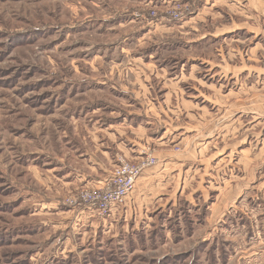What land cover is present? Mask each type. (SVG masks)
<instances>
[{"label":"rangeland","instance_id":"rangeland-1","mask_svg":"<svg viewBox=\"0 0 264 264\" xmlns=\"http://www.w3.org/2000/svg\"><path fill=\"white\" fill-rule=\"evenodd\" d=\"M181 3L191 12L173 21L168 13ZM196 5V0H176L166 8L144 7L145 18L137 21L133 14L122 16L133 9L122 0H0V264H264L260 130L259 145L250 142L242 154L235 145L233 152H225L230 145H213V184L210 172L199 166L207 160L191 159L200 185L185 186L180 207H165L162 201L137 220L129 214L104 225L96 213L82 210L98 223L85 227L74 222L67 200L84 188L66 189L57 183V170L52 171L68 153L65 134L72 137V127L80 130L89 117L76 119L74 113L97 103H103L101 113L116 109L121 115L156 119L151 132L170 123L182 131L198 129L202 141L210 140L228 105L223 54L230 41L214 38L177 50L168 43L178 34L157 25L177 27ZM217 20L216 26L223 23ZM157 46L152 58L142 57ZM186 57L199 59L200 65L187 63L181 71L178 63ZM193 95L199 97L195 117L182 105ZM115 117L121 119L118 113ZM118 129L156 158L165 149L174 159L180 153L196 158L192 144L164 147L160 135L148 137L149 130ZM102 158L112 174L120 159H138L126 150ZM239 163L247 172L240 171ZM235 176L245 177L243 183L233 182Z\"/></svg>","mask_w":264,"mask_h":264},{"label":"crops","instance_id":"crops-1","mask_svg":"<svg viewBox=\"0 0 264 264\" xmlns=\"http://www.w3.org/2000/svg\"><path fill=\"white\" fill-rule=\"evenodd\" d=\"M174 1L176 0H122L125 4L133 7L129 12H124L122 16L126 17L130 13L135 15L134 18L137 21H141L145 18L143 17L144 13L141 12L144 7L147 10L166 8ZM196 2L197 7L194 14L178 23L177 27L170 28L168 24L162 25L161 23L157 25L161 26L160 30L163 32L178 34V40L167 41V43L171 42L168 43L169 46L175 47L177 50L195 48L200 45L201 41L213 40L214 38L230 41L231 47L228 49L229 45L226 43L227 49L223 54L225 81L228 82L225 83L224 97L228 105L225 108L224 120L219 124L216 133L205 143L206 140L202 141L203 136L198 133V129L182 131L183 129H175L170 123L169 125L165 123L159 124L160 131L151 132L149 129L156 119L149 116H133L132 114L121 115L120 113L123 112L116 111V109L111 110V108L109 114L101 113L100 109L103 107V103H97L100 106H87L82 108L80 112L74 113L73 116L76 119L89 117L80 130L75 126L72 127L70 131L72 137L68 132L65 134L63 150L65 153L68 151V153L64 155L65 159H58L56 166L52 168V171L57 170L55 173L58 176L57 183H62L61 186L66 189H73L74 186L91 188L104 185L112 173H110V163H106L102 157L109 156L115 150H126L132 159L141 156L144 146L128 138L123 131L118 129L120 126L149 130L148 137L151 139L160 135L162 137L160 143L164 147L169 142L195 146L196 158L191 155H189L190 158H185V153H180L181 157L174 159L175 154L168 153L169 150L166 149L164 150L165 154L158 155L159 163L139 178L136 188L125 206L108 220L98 219L104 221V225L109 221L127 219L129 214H132L136 218L135 220H137L138 215L147 216L148 207L155 206L154 204L162 201L166 203L165 207L169 204H172L171 206L174 208L180 207L179 200L182 198L185 186L193 182L199 186L202 179L201 175L198 176L199 173L196 172L195 167L190 164L191 159H197L196 161L199 163L207 160V163L199 164V166L203 171L210 172L208 182L213 184L217 173L215 168L217 165L214 166L213 163L214 155L211 156V151L216 152V148L213 147L214 144H219L220 149L230 145L229 148L225 149V152H233L235 145L237 152L241 154L243 151H248L250 142H255L256 146L259 145L258 130L261 131V135L264 132V0H196ZM221 18L223 23L216 26L217 19ZM154 30L159 29L156 27ZM184 37L188 40L182 39ZM157 48L158 46L148 49L142 57H145L146 60L152 58ZM198 60L187 59L186 57L178 63V67L181 71L184 70V65L187 63L192 68L198 67L200 65ZM214 68L212 71H216L217 65ZM193 96V99L192 97L189 100L183 99L182 105L187 108V111H191L189 116L195 117V114L199 112L196 109L197 100H199L197 98L199 97ZM204 102L206 100H203ZM169 111L167 110V112ZM117 113L121 117L120 120L115 117ZM164 113H166L165 110ZM93 131H99L100 134ZM130 131V129L127 130V132ZM254 131L256 138L250 140V132L252 134ZM195 133H198L196 137H194ZM140 134L143 136L145 133ZM142 136H137L141 142H143ZM221 136L222 139L217 140ZM263 142L262 146H264ZM198 153L201 157H204L202 153H206L207 159L199 158ZM212 158H214L213 161ZM239 164L241 165L240 171L247 172L246 166L243 167V163ZM228 174L229 176L233 175L232 168ZM236 178L237 176L231 180L239 184L243 183L240 181L245 179V177ZM229 183L232 184L231 181L227 184ZM69 209L73 211L69 212L72 214L74 222L77 221L85 227L94 226L95 223H98L96 219L88 218L86 211L74 212L75 210ZM158 209L160 208L158 207ZM171 214L172 212H170Z\"/></svg>","mask_w":264,"mask_h":264},{"label":"built area","instance_id":"built-area-1","mask_svg":"<svg viewBox=\"0 0 264 264\" xmlns=\"http://www.w3.org/2000/svg\"><path fill=\"white\" fill-rule=\"evenodd\" d=\"M172 7L168 16L173 21H179L191 12L190 7L183 6L182 3ZM157 164L158 159L153 151H143L137 160L120 159L112 176L104 185L82 189L71 196L67 204L72 209L92 211L100 218L109 219L125 206L139 178Z\"/></svg>","mask_w":264,"mask_h":264},{"label":"trees","instance_id":"trees-1","mask_svg":"<svg viewBox=\"0 0 264 264\" xmlns=\"http://www.w3.org/2000/svg\"><path fill=\"white\" fill-rule=\"evenodd\" d=\"M177 218H178V217L176 216V219H177ZM165 262H167V263H168V262H169V259H166V260H165Z\"/></svg>","mask_w":264,"mask_h":264}]
</instances>
